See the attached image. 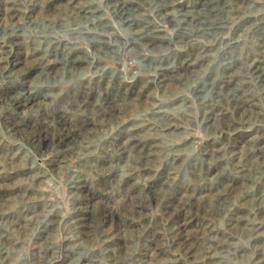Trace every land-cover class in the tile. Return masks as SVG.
Listing matches in <instances>:
<instances>
[{
	"label": "rangeland",
	"instance_id": "1",
	"mask_svg": "<svg viewBox=\"0 0 264 264\" xmlns=\"http://www.w3.org/2000/svg\"><path fill=\"white\" fill-rule=\"evenodd\" d=\"M0 264H264V0H0Z\"/></svg>",
	"mask_w": 264,
	"mask_h": 264
}]
</instances>
